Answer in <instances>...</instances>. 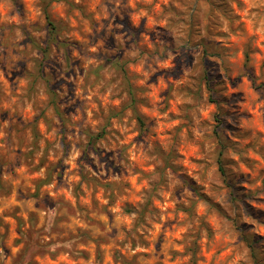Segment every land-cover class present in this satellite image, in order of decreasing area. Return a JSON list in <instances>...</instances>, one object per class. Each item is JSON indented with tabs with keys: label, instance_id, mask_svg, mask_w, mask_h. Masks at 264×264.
<instances>
[{
	"label": "clouds",
	"instance_id": "9594fccd",
	"mask_svg": "<svg viewBox=\"0 0 264 264\" xmlns=\"http://www.w3.org/2000/svg\"><path fill=\"white\" fill-rule=\"evenodd\" d=\"M227 2L225 17L209 10L205 0H34L38 11L46 8L45 15L61 23L64 39L79 41L69 47L70 56L60 51L65 67L63 71L53 68L54 94L49 91L52 74H45L47 68L41 71L37 50L20 46L33 32L32 20L24 17L14 23L7 15L9 5L4 4L0 23V264H81L82 245L89 242V233L76 227L78 220L100 222L92 225V236L106 237L117 228L114 244L135 241L137 248L155 244L153 223H161L168 215L155 201L162 202L165 192L178 190L181 198L175 203L190 200L187 188L176 179L179 172L173 171L183 162L176 154L190 146L201 157L197 175L210 190L221 192L216 187L220 177L215 162L223 151V158L235 161L232 171L237 179L242 171H251L249 196L264 201V127L257 125V120H264V90L250 94L246 105L225 117L234 134L246 137L234 143L213 135L215 111L202 88L199 58L225 47L227 54L220 57L225 81L233 73L257 84L264 81V69L257 77L242 67L237 56L264 40V0ZM117 17L121 22L113 23ZM124 17H130L133 26L126 27ZM216 33L223 36L216 49L204 47ZM110 36H115V47L106 46ZM233 37L236 42L229 43ZM259 55L264 57V50ZM250 63H257L254 57ZM210 71L215 75L216 66ZM249 107L258 108L256 119L242 115ZM138 119L144 120V129ZM159 122L170 126L163 134ZM161 135L167 138L161 140ZM105 164L110 175L113 170L123 175L105 177ZM132 177L141 182V192L136 193L129 183ZM66 192L76 198L75 206ZM98 192L102 201L97 199ZM130 195H139L140 201L129 212L125 200ZM81 197L91 200V205L82 203ZM196 203L192 196L189 217L182 225L186 233L181 243L186 248L189 243L198 246L206 226L207 217L199 215ZM41 210L49 211L42 223ZM109 213L119 223H108ZM125 216L133 222L131 229L123 223ZM222 225L231 238V226L227 221ZM121 231L126 233L123 240ZM166 242L169 248L173 246L172 241ZM210 245L217 252L232 247L215 239H210ZM126 251L130 256V249ZM137 260L138 264H155L158 255L153 252L150 261L143 256ZM238 261H247L238 243L228 257H213V264ZM84 264L93 261L85 258Z\"/></svg>",
	"mask_w": 264,
	"mask_h": 264
},
{
	"label": "rangeland",
	"instance_id": "374dc122",
	"mask_svg": "<svg viewBox=\"0 0 264 264\" xmlns=\"http://www.w3.org/2000/svg\"><path fill=\"white\" fill-rule=\"evenodd\" d=\"M209 10L217 12L223 16H227L229 12V5L227 0H205ZM9 5L7 15L15 21L19 18L29 17L34 25L33 32L25 37L24 41H20V46L24 48H34L37 50V55L41 57L40 69L42 72L47 68L45 74L51 73L53 79V87L49 91L55 93V72L56 70L63 71L65 65L60 62V51L64 50L65 56H70L68 51L71 44H78L79 41L68 42L62 37V25L53 16L45 15L46 8L37 10L33 4L34 0H0V23L3 22L5 15L4 4ZM39 17V18H38ZM48 21L52 22L58 30L56 37L58 43H55L52 36L49 33ZM121 17H117L113 23H120ZM125 26H133L130 17H124L123 20ZM203 22V21H201ZM141 25L144 23L142 20ZM123 31V29H121ZM224 36L227 33L223 34ZM223 39L221 34L216 33L214 40H209L206 48L216 49ZM235 37L229 43H235ZM106 46L115 47V36H110L106 41ZM264 50V40L259 42V45L253 49L248 47L245 50L237 52V56L242 61V67L247 72L259 77L261 70L264 69V57L259 55L260 51ZM46 51V52H45ZM227 54V48L225 50H216L215 54H208L199 58L201 67V80L202 88L204 89L209 106L215 111V115L212 116V121L215 124L213 129L214 136L223 135L225 139H231L234 143L239 142L241 137L236 135L232 131V126L228 123L225 117H231L233 115V109L246 105L247 97L250 94H255L260 90H264V81H260L257 84L255 81L249 79L247 76L241 78L233 73L227 81H225L226 68L222 64L220 57ZM5 55L7 53L5 52ZM15 55V52H13ZM257 63L252 64L250 61L253 59ZM196 57H191L192 63L196 62ZM22 61H17V64H22ZM51 65L52 67H48ZM216 66V74L213 75L210 69L212 66ZM27 69V65H24V69ZM69 71H73V67L69 65ZM67 76V72L65 73ZM74 78V77H73ZM8 79V76H5ZM67 83V81H65ZM167 92V89L165 90ZM70 95L72 93L70 92ZM129 95L135 102L134 91L130 90ZM157 99H159V93H157ZM258 108L249 107L245 113H242L247 119H256ZM63 115V114H62ZM207 115V114H206ZM137 123L141 129H144L145 122L143 119H138ZM177 122H173L175 125ZM258 127H264V120H257ZM158 129L163 134L166 127L163 122L158 123ZM41 132L44 131V126L40 125ZM166 135H161L160 139L165 140ZM136 139V137H133ZM17 151H21L17 149ZM196 149L192 146L187 151L183 149L176 154L178 158H182V163L173 167L174 172H179L176 179L185 186L188 190L190 200L183 205H178L175 201L180 200L179 190L175 193L169 194L165 192L162 202L161 199H157L155 204L167 211L168 215L162 217L161 223H153L155 232L157 235V241L153 245L147 247L141 246L137 248L135 241H132L126 245L114 244V237L116 236L118 229L112 228L111 232L107 233L106 237L99 235L92 236L94 231L93 224L99 226V221H92L90 224L87 220L76 221V227L85 230L89 233V242L82 245V260L81 264H84V259H91L93 264L100 262V264H138L137 258L139 256L145 257L146 260H151L152 253L158 255V260L155 264H213V257L218 256L220 258L228 257L237 243L247 253V261L237 264H264V201L256 198H250V179L251 171H242L237 179V174L232 171L235 166V161L231 159L223 158V151L219 154L215 162V172L220 177L219 185L217 188L221 189L218 194L215 190H210L209 187L201 183V178L197 175L199 167V161L201 157L195 155ZM251 159V157H249ZM104 163V160L101 161ZM149 169L151 165L147 166ZM245 169L247 165L243 166ZM184 169L185 171H180ZM93 171H96L93 166ZM33 176L35 174H32ZM123 173H118L115 170L109 173L108 165L105 164L104 176L109 179L118 178ZM129 183L135 189L136 193L141 192V182L137 177H132ZM195 196L198 203L195 204V208L199 215L206 216L203 228V233L199 239L198 246L194 243H189L187 248L181 241L185 239L186 229L182 226L183 222L189 217L191 211V197ZM223 197L221 199L220 197ZM65 197L71 200L72 204L76 205V198L70 193H65ZM97 199L102 201V196L98 192ZM251 199V202H249ZM139 195H130L126 198L125 203L128 205L127 211H131L134 203H139ZM81 202L91 205V200L81 197ZM34 208H39V205H33ZM230 212H234V215H229ZM147 213V207L145 208ZM41 223L45 216L49 215V211L41 210L40 213ZM27 218V217H26ZM92 219L91 217L89 218ZM108 223H119L111 213L106 217ZM227 221L231 226L233 236L230 238L223 232L222 222ZM123 223L127 225L129 229L132 227V220L127 216L123 218ZM259 226V227H258ZM100 231L104 229L101 227ZM19 235V232H17ZM120 238L123 240L126 233L119 232ZM210 239H215L217 244L223 241L225 244L230 243L232 247L225 248L223 251L217 252L216 248L211 247ZM166 240L173 242L171 248L168 247ZM99 241V243H97ZM127 249H130L131 255L129 256ZM151 249V251L149 250ZM50 259V258H49Z\"/></svg>",
	"mask_w": 264,
	"mask_h": 264
},
{
	"label": "trees",
	"instance_id": "16d2710c",
	"mask_svg": "<svg viewBox=\"0 0 264 264\" xmlns=\"http://www.w3.org/2000/svg\"><path fill=\"white\" fill-rule=\"evenodd\" d=\"M49 33L52 36V39L55 43H58L56 37L59 34L57 27L50 21H48ZM46 52V51H45Z\"/></svg>",
	"mask_w": 264,
	"mask_h": 264
}]
</instances>
